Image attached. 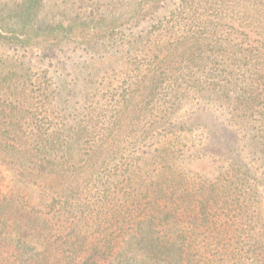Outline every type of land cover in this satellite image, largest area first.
<instances>
[{"label": "trees", "instance_id": "1", "mask_svg": "<svg viewBox=\"0 0 264 264\" xmlns=\"http://www.w3.org/2000/svg\"><path fill=\"white\" fill-rule=\"evenodd\" d=\"M46 1L0 0V264H264V0ZM105 35L151 48L98 101L27 60Z\"/></svg>", "mask_w": 264, "mask_h": 264}, {"label": "rangeland", "instance_id": "2", "mask_svg": "<svg viewBox=\"0 0 264 264\" xmlns=\"http://www.w3.org/2000/svg\"><path fill=\"white\" fill-rule=\"evenodd\" d=\"M110 0H100V4H94L90 0H47L45 2V11L62 9L67 13H81L82 16H91L92 13L98 12L100 15H109L111 7L109 5ZM136 20L133 24L129 25V28H123V36L128 41L131 34L135 36L145 35V29H149L153 23L148 20ZM102 27V26H101ZM106 36V35H105ZM121 44L120 41H114L112 37L108 35L104 38H100L97 44L91 48L84 49L82 47L70 46L66 47L64 53L59 54L53 59H49L43 62H39L36 59L29 60L32 68L35 72H39L42 69L50 67L55 70L56 73L63 75L64 73H71L70 77L75 76L73 69L79 68L81 71H89L85 69V66H90L85 63L91 58H95L96 67L98 71V76L96 78V86L100 91L98 92L97 99H103L109 97L113 93L118 85H121L125 79L124 64L130 58H141L144 55V48L149 51L151 48V43L144 42L143 45L138 43L134 44V48L130 51L128 50V45ZM75 100V99H74ZM196 134L198 132H195ZM198 137V135H197ZM0 171L3 175V180L0 182V190H8L12 186L11 172L0 166ZM264 205V202H263Z\"/></svg>", "mask_w": 264, "mask_h": 264}]
</instances>
